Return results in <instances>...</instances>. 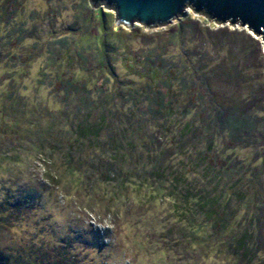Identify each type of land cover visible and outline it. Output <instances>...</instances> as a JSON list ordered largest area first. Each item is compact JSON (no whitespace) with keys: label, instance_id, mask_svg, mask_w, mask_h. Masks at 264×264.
Listing matches in <instances>:
<instances>
[{"label":"rangeland","instance_id":"374dc122","mask_svg":"<svg viewBox=\"0 0 264 264\" xmlns=\"http://www.w3.org/2000/svg\"><path fill=\"white\" fill-rule=\"evenodd\" d=\"M186 9L162 25L125 27L113 10L87 0H0V264H264L262 40ZM157 94L170 123L203 118L222 103L252 117L245 142L215 130L206 162L183 160L224 194L227 229L198 217L191 237H168L175 224L168 198L144 202L151 186L134 180L115 192V181L90 173V149L83 167L69 172L53 157L58 179L46 180L39 144L49 127L63 136L76 107L80 114L104 107L115 132L127 128L133 137L145 128L138 122L147 107L158 108ZM53 136L46 138L58 141ZM246 229L255 252L239 256L228 244Z\"/></svg>","mask_w":264,"mask_h":264},{"label":"trees","instance_id":"16d2710c","mask_svg":"<svg viewBox=\"0 0 264 264\" xmlns=\"http://www.w3.org/2000/svg\"><path fill=\"white\" fill-rule=\"evenodd\" d=\"M96 15H99L103 25L106 15L100 9L96 10ZM100 29L106 32L102 26ZM68 84L71 86L73 83L69 81ZM209 100L211 103L212 100ZM153 101L158 104V108L147 107L146 113L143 114L147 115V119L138 122L140 129L142 126L145 128L141 133L138 131L139 128L133 129V137L127 135V128L115 132L109 119V111L104 107L99 108L97 114L90 109L81 111L83 113L80 114V108L76 107L73 110L72 124L66 127L67 130L63 128L65 130L63 136L61 134L53 136V128L49 127L47 134L41 138L39 157L42 168L47 165L44 167L46 180L58 179V176L50 171L54 163L53 157L59 156L62 167L69 172L74 163L83 167L85 162L81 161V155H84L86 149H90L94 151L95 158L88 163L90 173L94 177L103 176L110 179V182L115 181V192L116 189L124 190L131 180H134L136 187L140 189L146 183L151 186L144 202L150 203L155 196L162 200L164 197L168 198L170 212L175 218V224L164 230L168 237L176 232L178 237L188 239L194 228L192 224L198 217L212 219L210 225L212 228L227 229L229 219L224 216L226 212L224 209L227 206L222 201L224 194L218 193L213 186L209 188L210 178L190 172V164L187 162L183 164V160L186 158L192 160L197 155L203 158L201 163L206 162L208 158L204 155L213 144L211 132L215 130L230 133L239 143L245 142L247 137L253 135L250 132L254 127L252 117L239 106L222 103L203 118L201 113H197L194 114L196 119L181 122L180 118H176L170 123L167 122V113L161 110L165 107L164 96L157 94ZM78 103L87 106L88 100L81 96ZM154 123H156L154 130L149 129L147 125ZM41 135L40 133L39 136ZM46 136L59 139L56 141L50 138L52 139L50 141ZM134 139H138V144ZM202 139L206 140L205 146H201V150L200 148L196 150V144ZM102 140V145H97ZM118 140L120 142H117ZM201 168L211 170L209 163H203ZM131 173L134 178L131 177ZM232 185V193L237 194L238 190L235 189L237 184ZM238 233L236 237L234 236V241L228 244L230 251L239 256L252 255L255 248L251 241V231L246 229Z\"/></svg>","mask_w":264,"mask_h":264},{"label":"water","instance_id":"95a60500","mask_svg":"<svg viewBox=\"0 0 264 264\" xmlns=\"http://www.w3.org/2000/svg\"><path fill=\"white\" fill-rule=\"evenodd\" d=\"M115 13V23L125 27L162 25L188 13L186 8L214 22L239 24L259 36L264 48V0H88Z\"/></svg>","mask_w":264,"mask_h":264}]
</instances>
